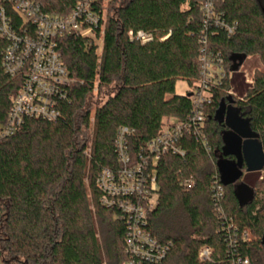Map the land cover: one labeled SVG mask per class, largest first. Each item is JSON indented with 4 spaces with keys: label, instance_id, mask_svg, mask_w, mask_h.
Listing matches in <instances>:
<instances>
[{
    "label": "trees",
    "instance_id": "1",
    "mask_svg": "<svg viewBox=\"0 0 264 264\" xmlns=\"http://www.w3.org/2000/svg\"><path fill=\"white\" fill-rule=\"evenodd\" d=\"M78 0H42L45 12L67 15ZM204 0H112L101 55L83 38L66 36L59 49L72 81L54 123L27 119L14 136L0 140V255L11 264H126L127 227L119 209L104 207L96 180L117 170L115 141L121 128L134 131L130 152L137 159L149 142L193 113L191 97L176 95V83L191 89L201 81L203 37L207 52L223 60L225 78L211 89L198 138L180 142L184 156L166 155L155 167L158 200L147 229L169 250L160 264H264V202L256 199L259 174L224 186L219 154L229 128L217 117L234 109L249 122L264 152V0H217L216 13L235 26L231 36L204 27ZM107 9V8H106ZM152 35L132 41L129 32ZM0 122L6 123L21 87L2 68ZM256 56L263 67L250 85L234 71L240 59ZM243 65V64H242ZM200 137L204 138V141ZM246 172L244 166L243 172ZM193 186L187 188L186 184ZM239 182L254 190L241 207ZM215 185L223 189L216 198ZM93 206V207H92ZM232 226V227H231ZM231 229L229 230V228ZM252 235L251 241L244 234ZM211 249L202 262L199 252Z\"/></svg>",
    "mask_w": 264,
    "mask_h": 264
},
{
    "label": "built area",
    "instance_id": "2",
    "mask_svg": "<svg viewBox=\"0 0 264 264\" xmlns=\"http://www.w3.org/2000/svg\"><path fill=\"white\" fill-rule=\"evenodd\" d=\"M111 1L78 0L69 14L55 15L44 11L42 0H0V39L6 43L2 68L5 75L21 82L6 123L0 122V140L18 133L27 119L54 123L62 117L60 103L67 98L72 81L59 49L60 43L66 36L74 35L93 44L100 56L104 44L106 8ZM216 1L203 2L205 30L215 26L231 36L236 27L218 17ZM129 36L142 45L153 41L152 35L143 31H130ZM201 44V81L191 95L192 115L186 121L166 128L139 152L137 159L132 156L129 146L134 131L121 128L115 141L119 168L102 169L96 180L102 194V205L119 209L124 214L128 231L126 264H160L169 250L147 229L150 214L158 200L155 167L166 155L184 156L181 140L186 135L198 138L204 125L205 110L211 103L210 91L219 79L225 78L223 60L208 55L207 37H203ZM200 138L204 141L203 137ZM192 186V182L186 184L187 188ZM215 189L216 198L221 201L223 189L218 185ZM243 237L248 241L252 239L250 233H245ZM199 259L210 261L211 249L202 248ZM0 264L11 263L4 262L0 255ZM232 264H249V260L239 258Z\"/></svg>",
    "mask_w": 264,
    "mask_h": 264
},
{
    "label": "water",
    "instance_id": "3",
    "mask_svg": "<svg viewBox=\"0 0 264 264\" xmlns=\"http://www.w3.org/2000/svg\"><path fill=\"white\" fill-rule=\"evenodd\" d=\"M245 61L246 58L242 57L234 71H237ZM217 117L229 128L224 136L223 156L235 157V160L231 161L220 156L217 162L222 184L226 186L239 181L243 176L244 166H247V172L262 171L264 169L263 148L258 141V135L251 130L249 122L241 118L238 111L234 109H229L227 112L221 108ZM236 198L243 207L253 201L254 190L242 183L237 186Z\"/></svg>",
    "mask_w": 264,
    "mask_h": 264
},
{
    "label": "rangeland",
    "instance_id": "4",
    "mask_svg": "<svg viewBox=\"0 0 264 264\" xmlns=\"http://www.w3.org/2000/svg\"><path fill=\"white\" fill-rule=\"evenodd\" d=\"M115 5H113V3H109L107 5V9H106V15H105V21H104V26L106 27L107 25V21L110 17L114 16V12H113V7ZM263 67L260 63V60L258 57L253 56V57H249L242 65L241 69H240V73L245 77V81H253L254 75L256 73L257 70H262ZM246 84L250 85V83L246 82ZM193 89H191V87L189 86L188 82L186 81H178L176 83V95H186L187 92L191 91ZM217 160L220 159V155L217 154L216 155ZM245 173V172H244ZM241 182H239L238 184H236V186L240 185ZM255 186V192H256V199L260 200V202H264V170L262 172H260L259 174V182H257V184L254 185ZM93 207V206H92ZM252 236V235H251Z\"/></svg>",
    "mask_w": 264,
    "mask_h": 264
},
{
    "label": "crops",
    "instance_id": "5",
    "mask_svg": "<svg viewBox=\"0 0 264 264\" xmlns=\"http://www.w3.org/2000/svg\"><path fill=\"white\" fill-rule=\"evenodd\" d=\"M246 165V164H245ZM245 168H246V170H247V166H245ZM245 172V171H244ZM245 173H248V174H253V173H258V171H254V172H245ZM246 185H248V184H246ZM250 188H252L250 185H248Z\"/></svg>",
    "mask_w": 264,
    "mask_h": 264
},
{
    "label": "flooded vegetation",
    "instance_id": "6",
    "mask_svg": "<svg viewBox=\"0 0 264 264\" xmlns=\"http://www.w3.org/2000/svg\"><path fill=\"white\" fill-rule=\"evenodd\" d=\"M228 112V111H227ZM225 117H226V115H225Z\"/></svg>",
    "mask_w": 264,
    "mask_h": 264
}]
</instances>
